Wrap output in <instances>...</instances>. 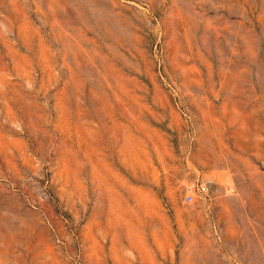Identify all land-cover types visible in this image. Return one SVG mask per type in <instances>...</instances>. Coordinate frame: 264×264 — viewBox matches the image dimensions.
<instances>
[{
	"label": "rangeland",
	"instance_id": "374dc122",
	"mask_svg": "<svg viewBox=\"0 0 264 264\" xmlns=\"http://www.w3.org/2000/svg\"><path fill=\"white\" fill-rule=\"evenodd\" d=\"M0 264H264V0H0Z\"/></svg>",
	"mask_w": 264,
	"mask_h": 264
},
{
	"label": "built area",
	"instance_id": "2783aa9c",
	"mask_svg": "<svg viewBox=\"0 0 264 264\" xmlns=\"http://www.w3.org/2000/svg\"><path fill=\"white\" fill-rule=\"evenodd\" d=\"M206 198H208V188L204 183L196 181L185 186L184 202L192 203L197 199L205 200Z\"/></svg>",
	"mask_w": 264,
	"mask_h": 264
}]
</instances>
